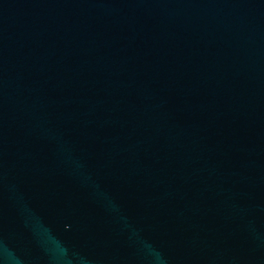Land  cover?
Wrapping results in <instances>:
<instances>
[{
  "label": "water",
  "instance_id": "95a60500",
  "mask_svg": "<svg viewBox=\"0 0 264 264\" xmlns=\"http://www.w3.org/2000/svg\"><path fill=\"white\" fill-rule=\"evenodd\" d=\"M0 264H264V0H0Z\"/></svg>",
  "mask_w": 264,
  "mask_h": 264
}]
</instances>
